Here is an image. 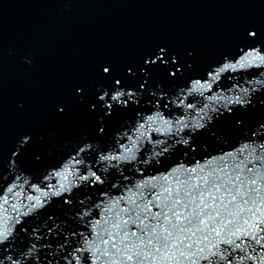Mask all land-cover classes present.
<instances>
[{"label": "snow or ice", "instance_id": "snow-or-ice-1", "mask_svg": "<svg viewBox=\"0 0 264 264\" xmlns=\"http://www.w3.org/2000/svg\"><path fill=\"white\" fill-rule=\"evenodd\" d=\"M241 3L260 11L210 55L156 41L60 87L34 78L44 36L0 56V81L26 78L0 139V264H264V0Z\"/></svg>", "mask_w": 264, "mask_h": 264}, {"label": "water", "instance_id": "water-1", "mask_svg": "<svg viewBox=\"0 0 264 264\" xmlns=\"http://www.w3.org/2000/svg\"><path fill=\"white\" fill-rule=\"evenodd\" d=\"M259 11L242 6L241 0H0V56L16 43L44 36L46 48L34 78L60 87L67 79L88 75L96 57L130 60L139 48L156 41L198 46L210 55L227 42L237 19ZM25 82L6 64L0 81V139L5 142L21 122L14 99ZM40 113L38 91L29 119L46 133ZM71 131L72 126L61 127L59 136Z\"/></svg>", "mask_w": 264, "mask_h": 264}, {"label": "clouds", "instance_id": "clouds-1", "mask_svg": "<svg viewBox=\"0 0 264 264\" xmlns=\"http://www.w3.org/2000/svg\"><path fill=\"white\" fill-rule=\"evenodd\" d=\"M65 8H66V9H70V7H69L68 5H65Z\"/></svg>", "mask_w": 264, "mask_h": 264}]
</instances>
